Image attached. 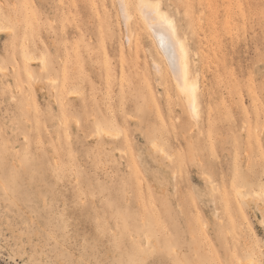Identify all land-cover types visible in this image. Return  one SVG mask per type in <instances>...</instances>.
Masks as SVG:
<instances>
[{
    "label": "rangeland",
    "instance_id": "obj_1",
    "mask_svg": "<svg viewBox=\"0 0 264 264\" xmlns=\"http://www.w3.org/2000/svg\"><path fill=\"white\" fill-rule=\"evenodd\" d=\"M149 1L196 117L137 0H0V264H264V0Z\"/></svg>",
    "mask_w": 264,
    "mask_h": 264
},
{
    "label": "bare ground",
    "instance_id": "obj_2",
    "mask_svg": "<svg viewBox=\"0 0 264 264\" xmlns=\"http://www.w3.org/2000/svg\"><path fill=\"white\" fill-rule=\"evenodd\" d=\"M119 2L121 4L124 17L127 18L128 13L126 11L125 0H119ZM136 4H137V10L139 11V13L141 15L142 20L144 21L145 25L150 30V32L152 33L154 38L156 39V44L158 45V47H160L163 50L164 54L166 55V57L169 60L170 69L172 72V77L175 81V84H176L178 90L184 95L185 102H186V105H187L190 113L192 114L193 117H196L197 116V108H198L197 87L193 83V81L190 77L188 54H187V51H186V48H185L183 42L179 39V37L177 35L174 22L161 10L159 3L151 2L149 0H137ZM32 59L33 58H31V60ZM67 116H68V114H67ZM99 131H100V129H99ZM109 133H111V132H109ZM239 188L240 187H238L236 189V192L238 193L237 195H240V198L242 200V201L241 200H239V201H241L242 203L248 202L247 197H249V196H247V194L245 192H243L242 189H239ZM258 193H260V192H258ZM261 195H259V196H261ZM251 196H253V195H251ZM255 198H257V197H255ZM258 200H260V197ZM262 200H264V199H262ZM246 206L249 208L248 205H246ZM262 208H264L263 205H262ZM256 209H257V207H256ZM262 210L263 209H261L259 211H262ZM230 214H231V212H230ZM230 220H232V219L230 218L229 221ZM231 222L232 221H230V224H231ZM233 230H235V229H233ZM230 232H231V230H230ZM233 237H235V235ZM243 243H246V241ZM233 247H234V245H233ZM236 249L237 248H235V251H236ZM243 249L246 250L247 246H246V248H243ZM240 262H242V259Z\"/></svg>",
    "mask_w": 264,
    "mask_h": 264
}]
</instances>
